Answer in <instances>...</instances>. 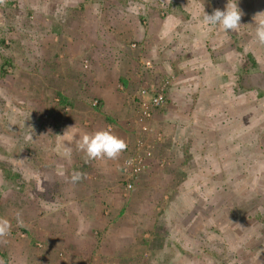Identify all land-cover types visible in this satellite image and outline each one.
<instances>
[{"label":"rangeland","instance_id":"1","mask_svg":"<svg viewBox=\"0 0 264 264\" xmlns=\"http://www.w3.org/2000/svg\"><path fill=\"white\" fill-rule=\"evenodd\" d=\"M251 1L239 0L243 15L238 31L209 28L211 35L192 41L210 55L214 51L212 60L223 62L227 73L217 85L215 80L213 85L211 81L186 85L187 80L177 84L167 54H149V50L131 53L128 55L133 62L131 68L122 56L116 69L102 72L97 79L111 81L115 88L105 96L107 115L103 116L100 97L91 83V76L96 75L92 71L64 72L56 68L49 72L37 66L31 70L37 71L40 78H55L50 87L54 92L49 102L32 109L30 103L21 101L19 91L10 103L17 113H12L8 105L0 111V178H3L0 205L7 204L4 208L9 209L7 216L0 214V218L11 225L9 234L0 236V264H107L103 244L115 237L121 239L119 250L125 255L146 253L147 259L141 264H264V45L255 40L254 34L255 21L264 20L261 15L257 18L264 13V6L261 3L244 6ZM32 2L36 4L31 5ZM55 2L0 0V8L10 16L18 12L22 18L19 29L31 30L34 22H50L45 16L56 6ZM149 2L157 8L159 19L170 20L173 35L153 41L162 46L176 38L175 31L183 29L182 20L199 11L195 7L187 11L175 0H165L166 3L156 6L155 0H133L139 31L143 34L140 43L129 40L133 48H143L148 42L145 36L153 29L154 25L148 22ZM227 2L209 0L205 12L224 9ZM121 9L122 14H129L125 7ZM4 29L6 25H0V31ZM0 40V74L5 68L9 78L22 84V77L18 76L21 70L24 76H31L27 71L31 65H23L30 51L17 44L13 34L8 40L2 37ZM217 47H222L221 51ZM44 60L45 57L41 63ZM67 73L69 81L65 79ZM121 79L128 81L127 86ZM161 88L166 100L162 106L152 108L148 99ZM78 108L83 112L79 114ZM145 109L150 111L149 116ZM31 111L34 118L41 114V124L34 125L35 119L28 118ZM95 121L101 129H111L127 143V148L115 159L118 170L112 171L117 172L113 184L120 188L119 200L115 213L106 200L92 205L91 213L93 210L99 213L92 221H87L84 215L88 214L85 205L82 207L78 201L75 206L73 201L68 204L75 219L71 225L78 221L74 231L80 239L75 241L70 236V243L76 242L74 246L57 247L52 241L54 232H43L37 224L44 210L37 204L32 208L31 199L20 197L26 192L33 194L30 181L21 185V171L27 162L44 160L41 151L38 152L42 143L66 142L79 149L78 138L90 131ZM62 153L60 149L57 154L64 159ZM79 155V151L71 149L70 158L64 161L77 169ZM142 175L148 178L143 183ZM28 176L30 179L32 175ZM63 179L68 181L66 190L104 186L98 177L83 178L76 183L70 178ZM128 182L132 184L130 188ZM136 190L140 193L137 198ZM53 201L57 207L63 206L62 199ZM135 201L140 203L138 217L134 214ZM17 203L24 205V211L15 206ZM17 213L22 223H18ZM154 223L165 224V228L162 225L159 230L153 227ZM123 225L132 230H120ZM114 227L118 229L114 231ZM78 241L86 242V246L80 247ZM42 253L48 255L46 260L39 259Z\"/></svg>","mask_w":264,"mask_h":264},{"label":"crops","instance_id":"2","mask_svg":"<svg viewBox=\"0 0 264 264\" xmlns=\"http://www.w3.org/2000/svg\"><path fill=\"white\" fill-rule=\"evenodd\" d=\"M132 1L133 0H81L79 4L78 0H57V2H55L56 6H52L54 9L51 7L48 12L49 15L45 16L50 22L41 24L39 22H34V28H31V30L24 28V30L19 29L22 18L18 15V12H16L14 16H10L8 11V13L4 12V9L0 8V25H6V29L0 31V37L8 40L13 34L15 35L16 43L23 45V48L30 51V57H26L25 62H23L25 63L23 65H31V68L27 70L29 72H31L33 68L36 69L37 66V69H39V67L40 69L46 68L49 72L58 68L64 72H81V70H89L90 72L92 71V74H96L91 76V83L94 86L93 91L97 92L100 97L102 104V108L100 107V114L103 116L107 115L105 96L115 88L112 86L111 81H97V79L102 77L99 76L102 75V72L116 69L122 56L127 66L131 68L133 62L128 58V55L131 53L135 55L149 50V54H167L170 60V66L175 70L174 79L177 84L180 81L183 83L187 80L186 85H190L191 83L194 85L197 82L203 85L208 81H211V85H213V80H215L214 84H216L217 82L221 83V81L225 79V74L227 72H224L225 68L223 67V62L212 60L211 55H215V52L213 51L210 55V53L206 51L207 49H199L197 48L198 46L192 42L193 40H202L207 35H211L209 27L203 23L201 12V10L207 6L209 0H175L176 3H180V7L187 9V11H193L192 7H195L199 11L198 13L192 12L189 17L182 20L183 29L175 31L174 34L176 38L171 39V43H166V46L158 45V42L153 44V41L156 38L165 39V37L168 38V35H173V31L169 30L170 20L168 17L159 19L157 8L152 7L151 2H149L148 17L150 20H148V22L154 26L145 36L148 42L143 48H133L131 42H129L131 39L140 43L143 39V34L139 31L141 29L140 23L138 22L139 18L136 16V11L134 9L136 5H132ZM155 1H157L154 4L155 6L156 4L161 5L165 2V0ZM263 2L264 1L253 0L251 3L247 2L244 6H255L259 5V3H261V6H264L262 4ZM35 4L36 2L31 3V5ZM79 5H81L80 8ZM219 5L221 7L225 6ZM44 6L46 5H42V7ZM123 7L128 10L127 12L129 14H122L123 11L121 8ZM4 13L7 14L4 15ZM261 13L257 15V18L260 15L264 17V13ZM51 16H53L52 19ZM47 23L49 26H42ZM51 23L53 24L52 27ZM12 26L14 29L10 30L8 27ZM1 42L2 40H0V43ZM160 43L163 44L164 41L161 40ZM173 44H175V46H173ZM221 49L222 47H217V51H221ZM33 55H36V57H33ZM43 57H45V62L41 63ZM206 60H208V62H206ZM14 63L16 62L14 61ZM201 66L205 69L204 74ZM22 73H24V71L21 70L18 75L22 77V84H20L16 82L14 78H9L10 74L7 73V69L5 70L4 68L3 72H1L0 101H2L3 107H0V111L5 109V105H8L12 113H17L16 110L11 109L10 103L15 100L14 95L19 91H21L20 95L23 97L20 98L22 99L21 101L30 103L29 105L32 109H35L34 106H37L39 103L49 102L53 94L52 92H54L53 90L51 92L50 87L53 85L55 78L49 75V77L40 78L37 71L31 72V76H24ZM69 75L70 74L67 73L65 77L68 81L70 80ZM86 75L88 74L85 72V75H83L85 79L87 78ZM79 77L81 78L80 75ZM80 83H82L81 80ZM87 83H89V81ZM125 83V86H127L128 81ZM63 88L66 87L63 85ZM202 97L203 95L200 94L199 98ZM82 98L86 97L82 96ZM49 106L51 105L49 104ZM79 109L80 108H78L77 111L80 114L83 110ZM27 116L29 119L34 118L35 113L31 111ZM41 118V114L38 113L37 118H34V125L41 124ZM101 128L100 124L95 121L93 127L86 133H92L101 130ZM41 145L38 147V152L41 151L44 160H36L33 163L27 162L26 167H23L21 171L23 177L21 178V185H25L30 181L33 194L28 195V192L23 194V190H20L19 193H22L20 197L31 199L32 208L37 204L44 210L45 213L43 212L41 216H39L37 224L43 232H54L52 235L54 239L52 241H54L57 247H71L74 246L76 242L73 244L70 243L71 240L69 237L74 236L76 241V239H80V235L76 234V230L74 231L78 221L71 225L75 219L73 215H71L72 206L68 204L73 201L75 206L78 201L82 207L85 205V209H87L86 213L88 214L84 215L87 217V221L94 220L95 216L99 214L94 210L93 213H91L90 209L92 205H97V202L100 203L102 200H106L115 213V204L117 205V201L119 200L120 188L113 184V177L117 175V172L113 174L112 171H114V168L118 170L119 163H117L115 159L89 160L86 158L84 152L80 149L72 148V145L66 142L57 144L42 143ZM66 148L75 149L80 152L78 156V164H80V166L77 169L75 168L76 170L68 166V161H64V159H66L64 154ZM60 149L63 151L62 154L65 156L64 159L61 158V155L57 154ZM199 157L201 158V156ZM69 161L71 162V159H69ZM74 171L84 173V178H100L102 181L101 185H104L103 189H99L101 187L95 185L91 190L87 189L82 191V188H84L83 186H80L79 189L75 188L72 190L73 188H67L66 190L64 186H66V182L68 181H65L63 178H70ZM147 172L150 175L152 174L149 170H147ZM29 173L32 175L30 179H28ZM60 174L63 175L62 178ZM142 177V183L148 179L144 178L145 176L143 175ZM2 179L3 178H0V181ZM138 190L135 191L136 198L140 194ZM53 199H62L64 202H62L63 206L57 207L54 205ZM65 200L68 201L65 202ZM133 204L135 205L134 208L136 211L134 214L138 217L140 214L138 212L140 210V203L135 201ZM6 205L7 204L0 205V214L4 216H7L9 210L4 208ZM15 206H19V209L24 211V205L17 203ZM3 208L6 210L2 211ZM60 208L62 209L60 210ZM121 210L122 208L119 209V211ZM153 225H155L153 227H157L159 230L162 225L165 228V224L154 223ZM114 229V231H116L118 228L114 227ZM123 229L132 230V227L129 228V226L123 225L120 230ZM79 241L80 247L84 248L86 242ZM160 241H163L162 237ZM160 241L159 247L161 246ZM121 244V239L118 237L104 242L103 247L106 246L105 262L107 264H129L133 261L140 262L141 264L142 261L144 262L147 259L146 253L144 252L136 256L125 255L123 250H119ZM47 256L48 255L42 253L39 259L46 260Z\"/></svg>","mask_w":264,"mask_h":264},{"label":"clouds","instance_id":"3","mask_svg":"<svg viewBox=\"0 0 264 264\" xmlns=\"http://www.w3.org/2000/svg\"><path fill=\"white\" fill-rule=\"evenodd\" d=\"M243 13L239 7V0H228L224 9H214L211 14L205 12L203 8L202 20L209 28L219 27L224 32L238 31L241 26ZM255 40L264 45V20L255 21ZM78 148L85 153L89 160L116 159L127 148L126 141L116 135L111 129L105 128L92 133H85L77 140ZM66 157L71 156V149L66 148ZM84 178V173L74 171L70 177L73 183ZM17 213L18 223H22ZM11 229L7 219L0 218V236L9 234Z\"/></svg>","mask_w":264,"mask_h":264},{"label":"built area","instance_id":"4","mask_svg":"<svg viewBox=\"0 0 264 264\" xmlns=\"http://www.w3.org/2000/svg\"><path fill=\"white\" fill-rule=\"evenodd\" d=\"M166 100V96L165 93L163 91V88H161V90L157 91L155 94H153L149 99H148V103L151 105L152 108L154 107H160L164 104ZM143 106H146V102L143 101ZM144 113L149 116L150 115V111L149 110H144ZM132 186V184L130 182L127 183V187L130 188Z\"/></svg>","mask_w":264,"mask_h":264},{"label":"trees","instance_id":"5","mask_svg":"<svg viewBox=\"0 0 264 264\" xmlns=\"http://www.w3.org/2000/svg\"><path fill=\"white\" fill-rule=\"evenodd\" d=\"M121 81H123V83H125L126 82V80L125 79H121ZM98 107V106H97Z\"/></svg>","mask_w":264,"mask_h":264}]
</instances>
